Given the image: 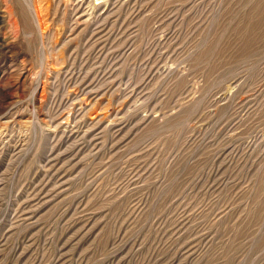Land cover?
Segmentation results:
<instances>
[{
    "label": "rangeland",
    "instance_id": "rangeland-1",
    "mask_svg": "<svg viewBox=\"0 0 264 264\" xmlns=\"http://www.w3.org/2000/svg\"><path fill=\"white\" fill-rule=\"evenodd\" d=\"M251 1L0 0V264H264Z\"/></svg>",
    "mask_w": 264,
    "mask_h": 264
},
{
    "label": "bare ground",
    "instance_id": "bare-ground-1",
    "mask_svg": "<svg viewBox=\"0 0 264 264\" xmlns=\"http://www.w3.org/2000/svg\"><path fill=\"white\" fill-rule=\"evenodd\" d=\"M241 1V0H239ZM12 4L19 6V9H24L25 3L23 0H11ZM244 2V1H243ZM253 7L251 9L250 20L245 26L244 31L242 32L245 35L244 46L241 48L242 57L249 56L253 52V47H255V41L261 42L264 44V0H252ZM11 4V3H9ZM27 5V4H26ZM58 5V4H57ZM14 7V6H13ZM9 9H12V5L9 6ZM8 9V10H9ZM233 10V9H232ZM58 9L56 10V12ZM245 12V11H244ZM10 13V12H9ZM29 18V17H28ZM26 18V22H28ZM242 18V17H241ZM248 19V18H246ZM241 20V19H240ZM244 20V19H243ZM246 22V21H245ZM237 28V27H236ZM235 29V28H234ZM233 30V29H232ZM236 35V34H235ZM239 36V35H238ZM237 39V38H236ZM241 44V43H240ZM258 46V44H257ZM210 48V47H209ZM237 48V47H236ZM264 48V47H263ZM208 49V48H207ZM260 49V48H259ZM209 51V50H208ZM259 51V50H258ZM254 53V52H253ZM206 55V54H205ZM240 55V53H239ZM255 55V54H254ZM259 55V53H258ZM201 56V55H200ZM204 56V55H203ZM254 60V59H253ZM233 64V63H232ZM262 68V67H261ZM262 70V69H261ZM260 71V70H259ZM262 73H264V68ZM261 77V76H260ZM261 79V78H260ZM263 81V79H262ZM261 82V81H260ZM261 87V86H260ZM246 92V91H245ZM249 93V92H248ZM264 106V105H263ZM260 109V108H259ZM263 117V116H262ZM258 168V167H257Z\"/></svg>",
    "mask_w": 264,
    "mask_h": 264
}]
</instances>
